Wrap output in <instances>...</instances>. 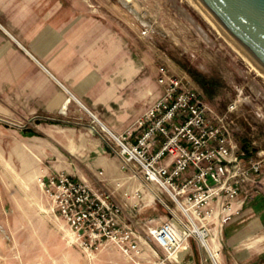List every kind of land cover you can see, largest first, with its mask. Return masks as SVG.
<instances>
[{
  "label": "rangeland",
  "instance_id": "1",
  "mask_svg": "<svg viewBox=\"0 0 264 264\" xmlns=\"http://www.w3.org/2000/svg\"><path fill=\"white\" fill-rule=\"evenodd\" d=\"M135 2L137 7L121 0H36L37 22L51 13L53 40L64 26L93 31L99 28L100 44L108 42L112 46L109 50L116 60L117 80L125 73L132 76L123 91V97L132 96V111L140 107L148 109L158 93L161 96L162 87L156 75L157 69L165 66L199 92L214 114L220 115L236 104L232 139L238 153L250 157L264 150V75L188 0ZM173 3L182 7L193 23L175 11ZM153 18L157 28L150 25ZM195 25L206 37L195 31ZM88 37L91 39L92 35L85 36ZM44 46L37 36V53L47 52ZM58 50L59 44L51 51L52 60ZM107 58L106 53H99V60ZM122 61L130 64V68L120 66ZM33 74H38L37 70L23 63L0 66V264H178L176 256L165 260L164 252L149 233L140 253L132 258L123 255L112 243L103 242L86 250L69 237V228L51 211V202L39 187L41 178L65 173L120 193L119 204L130 208L136 222L147 223L148 232L170 217L158 197L185 224L188 222L163 190L145 182L135 163L123 167L121 147L90 115L84 112L82 122L96 138L95 148L83 131L67 129L66 120L70 119L66 114L43 113L40 101L24 82ZM137 75L146 80L141 82ZM100 117L109 119L106 111ZM134 126L132 123L118 136H126ZM103 156H113L123 174L113 188L99 163ZM124 180H129L134 188L130 194L138 191L139 197L124 195ZM232 203L227 222H204L206 238H212L214 232L217 235L213 244L217 264L221 253L232 264H240L237 259L248 254L256 257L252 264H264V168L254 182L242 186L241 194ZM226 224L234 226L230 232L232 240L223 235ZM231 241H236L233 247ZM185 250L192 252L193 257L198 256L200 264H214L193 234L176 254Z\"/></svg>",
  "mask_w": 264,
  "mask_h": 264
},
{
  "label": "built area",
  "instance_id": "2",
  "mask_svg": "<svg viewBox=\"0 0 264 264\" xmlns=\"http://www.w3.org/2000/svg\"><path fill=\"white\" fill-rule=\"evenodd\" d=\"M157 82L161 96L136 120L134 129L118 140L123 167L135 163L145 182L163 190L188 222L158 197L170 217L148 233L165 260H170L192 234L199 242L204 240L190 230L189 222L200 223L207 237L204 222L230 219L232 202L242 186L254 182L264 168V150L250 157L237 152L232 139L235 103L226 112L214 114L199 92L165 66L157 69ZM39 187L50 200L51 211L81 247L87 250L109 242L126 257L140 253L145 241L121 219L130 208L119 204L112 192L95 191L86 181L65 173L41 178ZM133 197H139V192ZM211 259L217 264L212 254Z\"/></svg>",
  "mask_w": 264,
  "mask_h": 264
},
{
  "label": "crops",
  "instance_id": "3",
  "mask_svg": "<svg viewBox=\"0 0 264 264\" xmlns=\"http://www.w3.org/2000/svg\"><path fill=\"white\" fill-rule=\"evenodd\" d=\"M51 19L52 15L48 13L43 16L42 22H37L36 0H0V66L11 67L23 63L29 68L36 69L38 74L28 75L24 82L27 83V89L40 101L42 112L48 115L66 114L70 119L66 120L67 129L83 131L84 137H89V141L92 142L90 146L95 148L98 142L96 138H93L94 135L88 133V125L82 122L83 117H86L84 112L95 116L115 135H119L129 125L135 123L147 108L140 107L138 111H132V96L128 94L127 97H123V91L131 83L132 76L125 73L119 75L120 80H117L116 60L109 50L112 46L108 42L100 44L99 28L93 31L64 26L58 32L59 37L53 40ZM89 35H92L91 39L85 38ZM37 36L38 41H42L45 45L47 52L37 53L35 47ZM57 44H59V50L55 52V59L52 60L51 51L56 49ZM99 53H106L108 58L99 60ZM122 62L120 66L130 68V64L126 65L125 61ZM100 67H102L101 71ZM123 72L126 71L123 70ZM137 77L141 79V82L146 80L140 75ZM158 98L159 93L155 101ZM102 111L108 113L109 119L103 120L100 117ZM134 137L130 138L131 141H134ZM99 163L113 188L114 182L120 181L123 175L120 173L118 161L113 156H103ZM88 185L95 191L112 192L104 186H93L90 183ZM123 187L128 193H131L133 188L129 180L124 182ZM113 197L118 203L121 202L120 193L114 192ZM135 217L131 210H124L121 219L146 242L148 224L136 222ZM233 227L232 224L223 226V235L226 240H232L233 234L230 232ZM235 243L236 241H231L232 247ZM175 256L174 259L178 264H193V262L200 264L199 257H193L192 252L187 250ZM254 258L256 257L248 254V257L242 256L237 260L240 264H252L251 260ZM219 264L232 263L228 261V256L221 253Z\"/></svg>",
  "mask_w": 264,
  "mask_h": 264
},
{
  "label": "water",
  "instance_id": "4",
  "mask_svg": "<svg viewBox=\"0 0 264 264\" xmlns=\"http://www.w3.org/2000/svg\"><path fill=\"white\" fill-rule=\"evenodd\" d=\"M188 1L264 75V0Z\"/></svg>",
  "mask_w": 264,
  "mask_h": 264
},
{
  "label": "bare ground",
  "instance_id": "5",
  "mask_svg": "<svg viewBox=\"0 0 264 264\" xmlns=\"http://www.w3.org/2000/svg\"><path fill=\"white\" fill-rule=\"evenodd\" d=\"M124 4H129V5H131V6H138L137 5V3L134 1V0H121ZM139 4V3H138ZM140 5V4H139ZM173 5H174V3H173ZM174 7H175V11H177L179 14H181V16H184V17H186V19L188 20V21H190V23L192 22L193 23V20L189 17V15L187 14V12L182 8V7H180V6H177V5H174ZM130 8H133V7H130ZM139 9V8H138ZM143 9V8H142ZM132 10V9H131ZM134 11H135V9H134ZM141 11V10H140ZM136 12V11H135ZM142 14V13H141ZM146 14V13H145ZM148 17V16H147ZM147 22H148V19L146 20ZM151 23H150V25H153V27H155V28H157L158 26H157V22H156V20L153 18V19H151V21H150ZM195 24H196V22H195ZM134 25V24H133ZM194 27V26H193ZM195 31H197L198 33H200L201 35H203L204 37H206L205 36V33L203 32V30L199 27V26H197V25H195ZM161 30V29H160ZM200 35V36H201ZM208 38V37H207ZM204 39V38H203ZM261 75V74H260ZM91 117L93 118V120L96 122V123H98V125L101 127V129L102 130H104L105 132H107L109 135H110V137L119 145V146H121V144H120V141L118 140V139H120V137L118 136V135H115V133H113L110 129H108L106 126H104L101 122H99V120H97L96 118H95V116L93 117L92 115H91ZM122 149H123V147H122ZM122 152H124V150H122ZM196 221L194 220V222H190V225H191V228H190V230L192 231V232H194L200 239H201V237L203 236L204 237V240H202L201 242H200V245L202 246V248L205 250V252L206 253H208L210 256H211V254L214 256V250H213V244H214V242H215V239H214V237H215V232H214V234L212 235V238H210V239H207L206 238V234H205V232H203L202 230H201V228L195 223ZM68 235H69V237L71 238V239H73V235H72V233H68ZM215 258V257H214Z\"/></svg>",
  "mask_w": 264,
  "mask_h": 264
}]
</instances>
